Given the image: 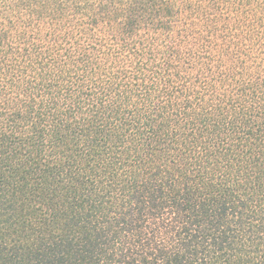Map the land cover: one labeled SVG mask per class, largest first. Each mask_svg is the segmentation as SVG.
Instances as JSON below:
<instances>
[{
    "label": "trees",
    "instance_id": "16d2710c",
    "mask_svg": "<svg viewBox=\"0 0 264 264\" xmlns=\"http://www.w3.org/2000/svg\"><path fill=\"white\" fill-rule=\"evenodd\" d=\"M0 264H264V0H0Z\"/></svg>",
    "mask_w": 264,
    "mask_h": 264
}]
</instances>
